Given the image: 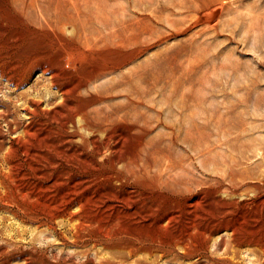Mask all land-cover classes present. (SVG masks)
<instances>
[{
    "label": "bare ground",
    "instance_id": "1",
    "mask_svg": "<svg viewBox=\"0 0 264 264\" xmlns=\"http://www.w3.org/2000/svg\"><path fill=\"white\" fill-rule=\"evenodd\" d=\"M8 1L15 5L19 4L21 7V13L23 12L25 13L29 23H31L35 28L41 31H44L43 34L49 33V35L46 34L48 37H46L47 41H45L44 43V46H43L44 50H42L43 52L41 51V54L34 59H30V60L28 59V61L26 62H22L20 60L14 61V59L10 58V56L7 55L9 51H7L5 55L0 54V67H1L0 74L1 76L3 75V77L11 83V85L13 84L15 86H18L24 80L23 76L25 73H28L30 76L31 74L39 72L40 76L37 79H35V81L37 83L40 81L45 82L46 89H44V91L47 90L48 91L47 93L49 94V89L51 88L55 89L54 92H52L51 90L52 96H50L47 100H45V106H42V101H39L37 99H33L31 97L27 99V104H25V106L23 107V110L25 114L28 116L29 121L24 123V125L21 128L22 130L19 131L20 134L16 132L17 129H14L16 127L11 128V123L7 122L9 134L16 133L17 135L14 134L16 136L12 137V139L10 140L9 142L10 146L8 145L9 149H7V153L4 155V159L7 160V163H9V167H8L10 168L9 170L15 171L14 173H16V176L20 177L21 179L25 181V184H21L22 182L20 183L21 187L16 186L17 191H19L22 196L26 197L28 201H31V202L33 201L32 204L35 203V205L37 204L38 206H40L39 208H43L44 210H46L48 214H55L54 216L59 217V219H60V216L61 217L64 216L63 218H65L66 221L68 220V222H70L72 218V214L73 215L74 214H89L87 215L88 217H85L86 224L84 223V221H82V218H84L82 215L80 217L77 216L78 217L77 220H79L78 223L72 222L71 224L72 229L67 225L70 229L69 232H71V235L73 236L72 237L73 244L85 241V239H82L83 236L82 234L80 235V233L81 231L86 230L87 226L89 227L93 226L94 228L96 227L99 231L105 230V232L106 231L109 232L113 226H116V227L125 226L127 223H131L130 229H132L134 225H138L136 228L139 227V229L146 228L153 224L155 227L157 226L162 227L163 223H165V225L167 226L169 225L171 226L176 223L177 219L182 214L188 215V217L184 219L185 221H183L182 223V224H185L184 226L186 227L187 230L185 229L186 231L185 233L183 232V234L180 233L182 234V236H177V237L172 238L171 243H173V246H175V244L184 245L185 243L188 242V240H189L188 242V245H189V243H191L190 240H193L192 239L193 235L195 236L194 233L197 232L198 230H201L202 233L204 234L205 238L202 235L204 238L203 239L204 241L205 239L209 240L210 238L209 235L214 229H216L218 226L222 224L223 225L226 224L224 214H228L227 212H225V209H228V208L223 209V206L227 203V201L224 200L227 197L224 196L225 198L222 199L221 196H218L215 201L213 199L212 202L214 201L215 204H217L219 207L217 208V210L218 209L219 210L217 212L215 211L216 213L214 214L216 215L218 214V215L215 217L212 215L211 217L209 213L207 212L211 218L206 216L208 217V219L201 222L200 216L196 215V214H199V207H198L199 204L198 203H199V198H200V197L198 198L196 191L200 188L199 185L202 182L196 178L195 172H194L195 169L193 167L189 169H184L182 168V166L175 164L173 160H171L168 156H165V155H161L160 158L155 157L158 152V148H154L156 144L154 143V141L158 143L159 141H161L160 143H163L168 148H170L171 145L173 144H178L176 142L178 141V131L180 128L175 129L174 125L169 124L166 119L167 116L165 115V113L169 112L171 109L170 98L173 95L175 87L173 88L171 87L169 90H167L168 92L166 91L163 93H159L158 92L159 90L158 89L155 90V87L147 86L146 83L148 81L150 71L147 69V59L145 57L143 60L139 59L140 62L133 64L132 67H124L125 65L130 64L136 58V54L140 55V53L144 51V49H146L147 47H150L145 37L147 33L146 28L148 25V21H147L148 13L146 12L152 8L156 9L155 7L159 5L158 0H119L120 1L119 8H118L120 9L119 12L118 10H113L111 12L107 11L105 9L107 0H85V3L83 4L82 8L76 6L74 3H72L70 7L55 5L53 0H8ZM215 1H218V0H212V2H215ZM6 3L7 2H5V4ZM175 3L177 4V2ZM179 4L182 5L183 7L189 6L188 4L186 5L185 0L180 1ZM130 7L136 8L138 12H136L135 10H132ZM104 11H107L108 13H111V14H114V13H119V14H116L115 15L116 17L115 18L113 17L114 19H111L110 17H108L109 14L105 13ZM2 12L4 13L3 10ZM157 14H154L156 18L159 17L157 16ZM117 15L119 16L117 17ZM256 16L258 15L256 14ZM1 25H4V24L2 23ZM20 27L24 29V27L22 26ZM2 30H0V32ZM66 32H68L69 34H66ZM20 36L21 35H19V37ZM1 43H0V48H4L2 45L3 44L5 45V43L3 44ZM16 44L17 43H15V45ZM13 47H14V44H13ZM79 48H82L84 50L94 52V53L96 52L97 56H93V57L90 56L88 59L82 60L78 58V55L76 52L77 49ZM101 50L103 51L100 52ZM18 53L16 52V54ZM13 56L14 55H11V57ZM122 67L124 69H121ZM176 83H177V79H175V84ZM8 85L9 84H7V87ZM22 85L23 83L21 84V86ZM87 86L91 87V90L85 89ZM172 86H175V85H172ZM18 88L20 87L18 86ZM36 90L37 88H35V91ZM18 94H19V90H18ZM13 98H16V97H13ZM22 104L23 103H21V105ZM181 104L182 105L177 104L178 114L181 113L183 109L182 106L184 103L182 102ZM187 106L189 109V112L187 113L188 119L186 121V126L184 127V130H182L183 137L180 141L182 144L188 142V144L186 143L189 148L188 150L192 152L196 149V145H197V137H196V130H195V122H194L195 112L193 110L194 104L189 103L186 105V107ZM4 107L6 106L4 105ZM10 116L8 117L10 118ZM39 116H41L43 121L45 122V125H44L45 129H43L44 130L43 134L38 133V132L44 127L39 126V128H35L33 126L35 119ZM11 118H14V117H11ZM229 118L231 117L229 116ZM233 118L234 117H232V119ZM157 127H161L166 130L162 132L159 131L160 132L158 135L159 141L157 139L148 138L147 137L148 133ZM227 133L225 134L227 135ZM6 136L4 139H6ZM19 142H21L22 148L21 150L19 148L20 151H17V146L19 145ZM15 143L16 144L18 143V144L16 145ZM255 145H256L255 146L256 150L258 152L261 150L264 151V148H262L261 146L260 147L257 146L258 144H255ZM228 146H226L225 148H227ZM5 152L6 151H4V153ZM227 153H230L229 150L227 151ZM261 158L263 161L264 154H262ZM202 160L204 161V159ZM207 162H209V159ZM251 163H254V161ZM262 164L264 163L261 162V165ZM240 165L241 164L234 162V164L228 166L226 170L227 174L224 177V179L229 182V186L231 189L237 186L236 183L238 184L239 182L243 183V181L246 179L253 180V178L258 179L259 176H261V178L264 177L263 168H262L263 169L262 171H257L258 173L256 174V176H253L255 174L254 173L255 170H251L248 167L249 165L245 167H242ZM219 167H222V166H219ZM252 182H253L252 187L257 188L258 182L256 180H253ZM2 185H3V182H2ZM230 188H228L229 189L228 194L232 193L230 191ZM153 191H156L158 193L167 192L173 195V197L165 198L164 197L165 195L162 196L161 194H158V193L153 194ZM2 192L4 193V191ZM4 197L6 199V196ZM9 197L11 196L9 195ZM14 197L15 196H13V198ZM208 198L209 196H207V199ZM258 199L262 200L261 198H258ZM8 204L10 203L8 202ZM233 204H234V201H233ZM197 207H198V212H197ZM203 207H200V209L204 210L205 208L203 209ZM211 208L212 207H210V209ZM6 210H8V206ZM204 211L202 213H204ZM14 213H15V210H14ZM43 214H44V211H43ZM62 214H67V215L69 214V216L62 215ZM91 214H99V215L100 214H113V216L115 214V217L112 221H105L103 218H95V215L93 218V215L91 216ZM137 214H138V217H136L137 219H135L134 216H136ZM184 215L183 217H185ZM96 216L99 217L98 215ZM147 220H150V221L147 222ZM236 220H234V222ZM228 222L230 221H227V223ZM179 223L181 224V222ZM200 224H202L201 227H199ZM240 224H241L240 227H242L243 224L242 223ZM234 225L235 224H233L231 227H233ZM155 227L154 229H156ZM171 227L173 228V226ZM234 227H236V225ZM226 228H227V225H226ZM112 229H115V228H112ZM147 229L149 230L150 228H147ZM222 230H225V229H222ZM164 231L166 230L164 229ZM235 231H238V230H235ZM54 232H57V230ZM137 233H138V230H137ZM173 233H176V232H173ZM256 233L258 232L256 231ZM144 234H146L145 237H139L140 235L139 236L136 235L134 237L130 236L127 238L125 237L127 241L125 245L122 244L123 243L121 240L122 238L119 239V237H117L119 235L116 236L119 239L118 241H113V240L109 241L108 238H107L108 240H105L104 238L103 241L107 243V245L110 243V245L114 246V248L121 245V249H125V252H128V253H125L127 256H131L129 254L136 252L140 248L142 249L145 248L143 249L145 251L146 249H148L150 251L159 250L160 252L162 249L161 242H163L161 241L160 236H159L160 240L159 239L155 240L151 238L152 236L149 239H147V237H149L148 234L147 233H144ZM129 235H132V234H129ZM200 235H198V238ZM202 236L200 238H202ZM250 237L251 236H249V238ZM254 237H255V234H254ZM244 238H247L246 235L245 237H243V239ZM262 238L264 239V235ZM61 239L66 240L64 235H61ZM102 239L103 238H101V240ZM239 239L241 240V238ZM252 239L256 240L255 238H252ZM201 240L198 239V241H201ZM198 241H197V244H198ZM86 242L88 241L86 240ZM245 242L246 240L244 241L243 244H245ZM100 243L102 244V241ZM163 243L166 244L168 242H163ZM200 243L202 242H199V244ZM253 243H255V241ZM207 245H209V243ZM83 246L85 247V245ZM93 246L95 247L96 245L93 244ZM190 246H188L189 249H190ZM186 247L185 249H188ZM102 248L104 250V245ZM88 254L90 255V253H87V255ZM111 255L112 254H110V257ZM123 255L124 254H122V256ZM179 256H181V254ZM115 257H117V255ZM143 257H146V255L145 256L143 255ZM143 259L144 258H142V261H145ZM90 260L91 259H89V262L92 263ZM146 261L145 263L148 262ZM103 262L105 264H118L117 262L119 261L114 262V258L113 260H110L109 258H107V259H104ZM81 264H85V263L83 262ZM133 264H136V262L135 263L133 262ZM141 264H143V262ZM147 264H150V263H147ZM194 264L196 263L194 262Z\"/></svg>",
    "mask_w": 264,
    "mask_h": 264
},
{
    "label": "rangeland",
    "instance_id": "2",
    "mask_svg": "<svg viewBox=\"0 0 264 264\" xmlns=\"http://www.w3.org/2000/svg\"><path fill=\"white\" fill-rule=\"evenodd\" d=\"M53 1L55 5L70 7L72 3H74L76 6L81 7V8L83 4L85 3V0H53ZM162 1L158 0L159 5L155 7L156 9L152 8L146 12L148 13V18H147L148 25L146 28L147 33L145 37L150 47H147L146 49H144V51H142L140 55L136 54V58L131 62L132 64L131 63L127 64L124 67H132L133 64L140 62V60H143L145 57L147 59V69L150 71L148 81L146 83L147 86L155 87V90L158 89L159 93L166 92L171 87L172 88L175 87L173 95L170 98L171 109L169 112L165 113V115L167 116L166 119L169 124L174 125L175 129L180 128L179 129L180 132L178 131V141L176 142L178 144H173L171 145L170 148H168L163 143H160L161 141H159L158 135L160 132L166 131L165 129L161 127H157L151 130L148 133L147 137L157 139L159 141V143L154 141V143H156L154 148H158V152L155 156L156 158H160L161 155H165V156H168L171 160H173L175 164L182 166V168L184 169H189L192 167L195 169L194 172H195L196 178L202 182L199 185L200 188L197 190L198 192L196 191L198 198L200 197L199 203H198L199 204L198 206L199 214H196V215L200 216L201 222L208 219V217L211 218L212 215L214 217L218 215V214L217 215L214 214L219 210V209L217 210V208H219L218 205L215 204L214 202L218 196H221L222 199L227 197L224 199L225 201H227V203L223 206V209L228 208V209H225V212H227L228 214H224L226 224L224 223L225 225L222 224L220 225L221 227L218 226L220 228L217 227L216 229H214L215 231L213 230L210 233L212 237L209 235L210 237L209 240L205 239L204 241L203 240L205 238L204 234L202 233L201 230H198L199 232L197 231L194 233L195 236L193 235L192 237L193 240H190L191 243H189V245H188V242H189L188 240V242L185 243L184 245L178 244L179 246L177 244L173 246V243L171 242H172V238L177 237V236H182L183 232L185 233V231L187 230L186 227L184 226L185 224H182L183 221H185L184 219L188 217V215L186 214L180 215V217L183 220L179 217L176 223L174 225H171L173 226V228L170 225L167 226L165 225V223H163L162 227L159 226L160 228L158 226L155 227L153 224L146 228H140V229L139 227L136 228L138 225H134V226L132 225L133 228L131 226L132 229H130L131 223H127L126 221L127 224L125 226H117V227L113 226L112 228H115V229L111 228L110 231L109 232L106 231L107 232L106 233L105 230L99 231L96 227L94 228L93 226L92 227L87 226L86 230L81 231V233L79 232L80 235L82 234L83 237L82 236L81 237L82 239H85V241H82L83 243L78 242V243L73 244V240H72L73 236L71 235V232H69L70 231L69 227L72 229L71 227L72 222L78 223L79 220H77V218L82 215L84 217L82 218V221H84V223L86 224L85 217H88L87 215L89 214H74V215L72 214V218L70 222H68V220L66 221L65 218H63L64 216L62 217L60 216V219H59V217L54 216L55 214H48L46 210H44L43 208H39L40 206H38L37 204L36 205L35 203L32 204L33 201L32 202L28 201V199L22 196L21 193L17 191L16 189V186H20L21 182H22L21 184H25V181L21 179L20 177L16 176V173H14L15 171L9 170L10 169L8 168L9 163H7V160L4 159V155L7 153V149H9V146H10V143H9L10 140L12 139V137L17 135L16 133L9 134L7 122L11 123V128L16 127L14 129H17L16 132L20 134L19 131L22 130L21 128L24 125V123L29 121L28 116L25 114L23 110V107L25 106V104H27V99L30 97L33 99H37L39 101H42V106H45V100H47L50 96H52V92H54L55 89L54 88L49 89V94L47 93L48 92L47 90L44 91V89H46L45 82L40 81L37 83L35 81V79H37L40 76L39 72L31 74L30 75L31 77L29 76L28 73H25L23 76L24 80L22 81L23 85L21 86L22 83L18 85L20 88H18V86H15L13 84L11 85V83L7 81V79H5L3 75L1 76L0 74V84H1L0 85V98H1L0 108L3 106L0 109V132H2L0 133V136L1 137L3 136L2 139L0 137L1 139L0 140V161L3 160L5 162V163L3 161H2L3 163L0 162V166H1L0 167V174H1L0 175V200H1L0 202L3 204L2 205L0 203V264H81L83 262L85 264H92V263L93 264H97V263L105 264L103 260L107 258H109L110 260H113L114 258V262L119 261L117 262L118 264L119 263L133 264V262L134 263L136 262V264H139V263L141 264L142 262L143 264H147V263H150V264H194V262L196 264H199V263L200 264H264V251H263L264 239L262 238L264 235V222H263L264 221V194H263L264 193V177H262L263 179L261 178V176H259L260 179L259 177L258 179L253 178V180H256L258 182L257 188L252 187L253 180L246 179L243 181V183L242 182H239V184L236 183L237 186L231 189L229 186V182L224 179V177L227 174L226 170L228 166L233 165L234 162L241 164L240 166L242 167L249 165L248 167L251 170H255L254 171L255 174L253 176H256V174L258 173L257 171H262L264 169V164L261 165V162L264 163V159L262 161V158H261L262 154H264V151L261 150L258 152L255 147L256 146L255 144H258L257 146L259 147L261 146L262 148H264V0H230V1L223 0V2L222 0H218L215 2H212V0H192L193 3L191 2V0H185L186 5L187 4L189 5L186 7H183L182 5L179 4V2L182 0L180 1L179 0H162ZM5 2L7 3L5 4ZM175 2H177V4ZM119 3H120L119 0L117 1L107 0L105 9L110 12L113 10H118L119 12L120 11V9H118ZM130 8L138 12L136 8H133V7H130ZM2 10L4 11V13L2 12ZM107 11H104V12L108 13ZM23 13H21V7L19 4L15 5V4L10 3L8 0L7 1L0 0V18H1L0 19L1 21L0 30L3 29L0 32V36L3 34L0 37V43L1 41H2L1 44L5 43V45L4 44L2 45L4 48H0V54L5 55V53L9 51L7 55L10 56V58L14 59V61L20 60L22 62H26L28 61V59L29 60L34 59L41 54V51L44 50L43 46H44L45 41H47L46 37H48L47 35H49V33H46L47 35L43 34L44 31H41L35 28L31 23H29L25 13L24 14ZM108 14H109L108 17H110L111 19H114L116 17L115 15L119 13H114V14L108 13ZM154 14H157V16L159 17L156 18ZM256 14L258 16H256ZM118 16L119 15H117V17ZM216 16L218 17V19ZM168 21L170 22V24ZM2 23L4 25H1ZM161 23L163 24V26ZM20 26L24 27V29L21 28ZM66 34H69V33L66 32ZM19 35L21 36L19 37ZM14 42L17 43L16 45L18 47L15 45ZM13 44H14V47H13ZM81 49L82 48L77 49L76 52H77L78 58L82 60H86L90 56L91 57L97 56L96 52L94 53V52H90L84 49L81 50ZM102 51L103 50H101L100 52ZM16 52L17 53L19 52V53L16 54ZM11 55H14V56L11 57ZM149 55L151 58L149 57ZM121 69H124V68L122 67ZM175 79H177L176 84H175ZM7 84H9L10 86L8 85L7 87ZM172 85H175V86H172ZM35 88H37L36 91H35ZM85 89L91 90V87L87 86ZM18 90H19V94H18ZM13 97H16L18 99L13 98ZM182 102L184 103L182 106L183 109H182V112L178 114L177 104L182 105L181 104ZM21 103L23 104L21 105ZM189 103L194 104L193 110L195 112L194 122H195V130H196V137H197V145H196V149L192 151L193 153L188 150L189 149L187 145L188 142H186L187 144L186 143L182 144L180 141L183 137L182 130H184V127L186 126V121L188 119L187 113L189 112V109H188V106L186 107V105ZM4 105L6 107H4ZM3 110L5 113L3 112ZM11 114L14 116H12ZM8 116H10V118ZM229 116L231 118H229ZM11 117H14L15 119L17 117V119L15 120L14 118H11ZM232 117H234L233 118L234 120L232 119ZM44 125H45V122L43 121L41 116L37 117L33 124L35 128H39V126L44 127ZM204 127L206 130L204 129ZM43 129H45V127L42 128L41 129L42 131L40 130L38 133L43 134L44 132ZM241 130L244 132H242ZM225 133H227V135ZM5 136H6V139H4ZM239 141L241 142V144ZM226 146L228 147L225 148ZM19 148L20 150L22 148L21 142H19V145L17 146V151H20ZM197 148H199L200 150ZM227 149L229 150L230 153H227L228 151ZM4 151L6 152L4 153ZM202 159H204V161ZM208 159L210 163L207 162ZM244 160L245 161L247 160V161L245 162ZM252 160L254 161V163H251L253 162ZM255 163L258 165V167ZM205 165L208 167H206ZM219 166H222V167H219ZM2 182H3V185H2ZM228 188H230V191L232 193L228 194L229 193ZM201 189L202 190L204 189V190L202 191ZM2 191H4V193ZM157 193L158 192L153 191V194H157ZM240 193L241 194L243 193L244 195L243 194L241 195ZM158 194H161L162 196L165 195L164 196L165 198L173 197V195L167 192H159ZM9 195L11 197H9ZM4 196H6V199ZM13 196L15 197L13 198ZM207 196H209L208 199L210 200L207 199ZM258 198H261L262 200ZM213 199L214 201L212 202ZM246 199H248L249 201ZM6 201H8L10 204H8V202ZM233 201H234V204H233ZM210 202H212L213 205ZM7 206H8L9 211L6 210ZM198 207H197V212H198ZM200 207H203V209L205 208L204 210L206 211L200 209ZM210 207L212 208L210 209ZM14 210H15V213H14ZM42 210L44 211V214ZM203 211L205 214L208 212L211 217L208 215V213L206 215L202 213ZM62 215H67V214H62ZM92 215H93V218L95 215V218H103L105 221H112L115 217V214L114 216L113 214H100V215L91 214V216ZM96 215H98L99 217H97ZM183 215L185 217H183ZM67 216H69V214ZM134 217L135 219H137L136 217H138V214ZM234 220H236L237 222L236 221L234 222ZM148 221L150 220H147V222ZM227 221H230V222L227 223ZM179 222H181L182 226ZM240 223L243 224L242 227H240L241 226ZM231 224L232 225L235 224L236 227H234L235 225L231 227L232 226ZM245 224L247 227L245 226ZM201 225L202 224H200L199 227H201ZM226 225H227V228H226ZM154 227L156 229H154ZM170 227L174 231H172ZM250 227L252 230L250 229ZM147 228H150V229L148 230ZM164 229L166 231H164ZM222 229H225V230H222ZM56 230L57 232H54ZM137 230H138V233H137ZM235 230H238V231H235ZM261 230L263 231V233ZM121 231L123 234L121 233ZM148 231L150 232L151 235L149 234ZM244 231L245 232L247 231V232L245 233ZM256 231L258 233H256ZM173 232H176L177 234ZM144 233L148 234L149 237L146 236L147 239H149L152 236L151 238L156 240V239H159V236H160L161 241L168 242V243L164 244L163 242H161L162 249L160 248L161 249L160 252L159 250L150 251L148 249H146L145 251L143 250L145 248L143 249L140 248L141 250L138 249L136 252L132 253L133 255L129 254L132 256L131 257L125 254L128 252H125V249H121V245L114 248V246L110 245V243L107 245V243L103 241L104 238L105 240L109 239V241L110 240L118 241L120 238H122L121 239L123 242L122 244L125 245L127 243L126 241L127 237H130V236L134 237L136 235L138 236L140 235L139 237H145L146 234ZM129 234H132V235H129ZM170 234L171 235L173 234L172 237ZM254 234H255V237H254ZM61 235H64L66 240L64 239L62 240ZM198 235H200L199 238H198ZM202 235L204 236V238ZM245 235L247 238L243 239ZM116 236L119 237V239ZM201 236L202 238H200ZM249 236L251 237L249 238ZM113 237L115 238V240ZM101 238L103 239L101 240ZM162 238L165 240H163ZM239 238H241V240ZM252 238H255L256 240ZM198 239L199 240L202 239L203 241L202 240L198 241ZM247 239L248 240L250 239L249 240L250 244ZM86 240L88 242H86ZM245 240L246 242L245 244H243ZM101 241H102V244L100 243ZM197 241H198V244H197ZM254 241L257 246L255 245V243H253ZM199 242H202L200 243L201 245L199 244ZM207 242L209 243V245H207L208 244ZM193 243L195 244V246ZM93 244H95L96 246L94 247ZM203 244L207 246L205 247ZM83 245H85V247ZM103 245H104V250L102 248ZM188 246H190L191 250L189 249ZM185 247L188 249H185ZM193 251L195 254L193 253ZM87 253H90V255L89 254L87 255ZM110 254H112L111 257H110ZM122 254L124 255L122 256ZM180 254L181 256H179ZM116 255L117 257H115ZM143 255L144 256L146 255V257H143ZM142 258H144L143 260L145 261L147 260L148 262L146 261L147 263H145V261H142ZM89 259H91L90 261L92 263L89 262Z\"/></svg>",
    "mask_w": 264,
    "mask_h": 264
}]
</instances>
